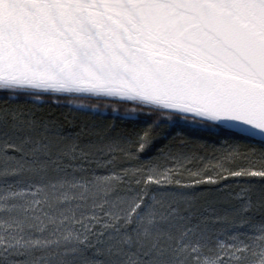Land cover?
<instances>
[{
	"label": "snow or ice",
	"instance_id": "1",
	"mask_svg": "<svg viewBox=\"0 0 264 264\" xmlns=\"http://www.w3.org/2000/svg\"><path fill=\"white\" fill-rule=\"evenodd\" d=\"M0 264H264V0H0Z\"/></svg>",
	"mask_w": 264,
	"mask_h": 264
},
{
	"label": "trees",
	"instance_id": "2",
	"mask_svg": "<svg viewBox=\"0 0 264 264\" xmlns=\"http://www.w3.org/2000/svg\"><path fill=\"white\" fill-rule=\"evenodd\" d=\"M64 115L67 116L68 120H74V119H84L77 113L70 112L67 108L63 109ZM89 120L93 119V117H88ZM102 119V118H101ZM108 123H111V120L107 121ZM71 127V125H69Z\"/></svg>",
	"mask_w": 264,
	"mask_h": 264
}]
</instances>
